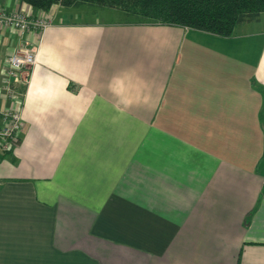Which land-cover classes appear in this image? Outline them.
Segmentation results:
<instances>
[{
	"label": "crops",
	"instance_id": "obj_1",
	"mask_svg": "<svg viewBox=\"0 0 264 264\" xmlns=\"http://www.w3.org/2000/svg\"><path fill=\"white\" fill-rule=\"evenodd\" d=\"M83 7L48 11L25 72L0 264H264V15L226 37ZM26 39L0 26L2 107Z\"/></svg>",
	"mask_w": 264,
	"mask_h": 264
},
{
	"label": "trees",
	"instance_id": "obj_2",
	"mask_svg": "<svg viewBox=\"0 0 264 264\" xmlns=\"http://www.w3.org/2000/svg\"><path fill=\"white\" fill-rule=\"evenodd\" d=\"M49 11L83 6L122 12L126 22L168 24L232 36L237 27L264 15V0H21Z\"/></svg>",
	"mask_w": 264,
	"mask_h": 264
},
{
	"label": "built area",
	"instance_id": "obj_3",
	"mask_svg": "<svg viewBox=\"0 0 264 264\" xmlns=\"http://www.w3.org/2000/svg\"><path fill=\"white\" fill-rule=\"evenodd\" d=\"M54 24V17L48 11L40 14L24 9L9 11L0 6V26L15 30L21 38L35 33L37 44H30L26 39L7 59L4 77V89L12 104L0 105V151L6 153L18 141L23 128V87L27 82L25 72L38 62L39 48L47 28Z\"/></svg>",
	"mask_w": 264,
	"mask_h": 264
},
{
	"label": "rangeland",
	"instance_id": "obj_4",
	"mask_svg": "<svg viewBox=\"0 0 264 264\" xmlns=\"http://www.w3.org/2000/svg\"><path fill=\"white\" fill-rule=\"evenodd\" d=\"M83 8H84V10H86L87 7L85 6V7H83ZM86 11H88V10H86ZM99 11H100V10H99ZM53 12H54V11L49 12V13H51V15H54ZM41 13H42V12H41ZM101 13H103L104 15H102ZM100 14H101V15H99V17L102 18V19H103V18H114V17H117V19H120V20H122V19L124 20V19H125L124 14H123L122 12H119V11H118V12H112L111 15H106L105 12H100ZM33 15H35V14H33ZM111 16H113V17H111ZM53 17H54V16H53Z\"/></svg>",
	"mask_w": 264,
	"mask_h": 264
}]
</instances>
